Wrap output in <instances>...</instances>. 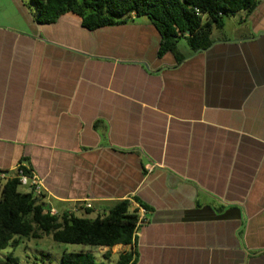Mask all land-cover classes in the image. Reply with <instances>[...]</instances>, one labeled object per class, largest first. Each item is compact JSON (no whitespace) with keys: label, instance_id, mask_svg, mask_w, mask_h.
Instances as JSON below:
<instances>
[{"label":"crops","instance_id":"0c3cea01","mask_svg":"<svg viewBox=\"0 0 264 264\" xmlns=\"http://www.w3.org/2000/svg\"><path fill=\"white\" fill-rule=\"evenodd\" d=\"M31 9L0 0V171H33L58 213L146 205L117 245L133 264H264V0L238 38L225 19L205 51L181 40L182 62L146 17L90 31Z\"/></svg>","mask_w":264,"mask_h":264},{"label":"trees","instance_id":"16d2710c","mask_svg":"<svg viewBox=\"0 0 264 264\" xmlns=\"http://www.w3.org/2000/svg\"><path fill=\"white\" fill-rule=\"evenodd\" d=\"M260 0H30L40 24L56 23L62 16H77L90 31L128 24L134 17H146L161 35L159 56L173 52L180 62L178 44L185 40L193 53L205 51L215 40L214 30L224 27L228 17L251 13ZM30 171V170H29ZM20 190L16 179L0 181V251L15 249L24 240L50 238L58 244L109 248L134 246L140 209L125 199L114 203L103 216L94 219L73 213L53 215L43 202ZM138 202V201H137ZM139 205L148 211L144 204ZM91 208L86 211L91 212ZM134 251L111 254L98 261L91 253L63 252L60 264H133ZM0 264H22L12 253L0 258Z\"/></svg>","mask_w":264,"mask_h":264},{"label":"rangeland","instance_id":"374dc122","mask_svg":"<svg viewBox=\"0 0 264 264\" xmlns=\"http://www.w3.org/2000/svg\"><path fill=\"white\" fill-rule=\"evenodd\" d=\"M26 2H30V0H25ZM31 10H34L32 7ZM147 19V18H145ZM237 19H240L238 16ZM237 19L235 17L226 18L227 22V33L223 32L227 38H238L242 34V29H238L236 31V26L242 27V24L234 23ZM234 20V21H233ZM237 22V21H236ZM186 45V42L183 41ZM22 192L25 191L24 188H20ZM55 207H57L55 205ZM58 209V207H57ZM92 218L94 214L90 215ZM124 248L121 246H116L112 250L97 249L94 247H84L81 245H69V244H58L53 242L50 238H44L42 240H24V244L18 248L11 249L8 248L6 250L0 251V258H5L7 255L12 253L14 256L20 258L22 264H60V257L63 252H91L98 261H104V255L109 252L111 254V260L116 261L120 252H122Z\"/></svg>","mask_w":264,"mask_h":264},{"label":"built area","instance_id":"2783aa9c","mask_svg":"<svg viewBox=\"0 0 264 264\" xmlns=\"http://www.w3.org/2000/svg\"><path fill=\"white\" fill-rule=\"evenodd\" d=\"M16 179L19 182L20 188L25 189V193L31 194L33 199H42L45 194V186L43 181L36 175L33 171H29L25 167H17L13 174L6 171H0V181L7 182L8 180ZM86 208H91V205H86ZM51 214H57V211L53 208H49ZM141 215L138 222V228L142 224L144 218L143 215L145 214V210L142 208L140 209Z\"/></svg>","mask_w":264,"mask_h":264},{"label":"water","instance_id":"95a60500","mask_svg":"<svg viewBox=\"0 0 264 264\" xmlns=\"http://www.w3.org/2000/svg\"><path fill=\"white\" fill-rule=\"evenodd\" d=\"M49 208H51V206H48Z\"/></svg>","mask_w":264,"mask_h":264}]
</instances>
